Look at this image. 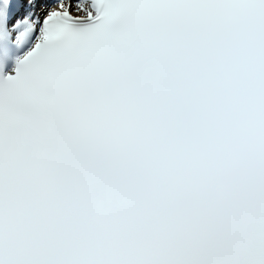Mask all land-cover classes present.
Masks as SVG:
<instances>
[{"label":"snow or ice","instance_id":"6c2138e0","mask_svg":"<svg viewBox=\"0 0 264 264\" xmlns=\"http://www.w3.org/2000/svg\"><path fill=\"white\" fill-rule=\"evenodd\" d=\"M0 264H264V0H0Z\"/></svg>","mask_w":264,"mask_h":264}]
</instances>
